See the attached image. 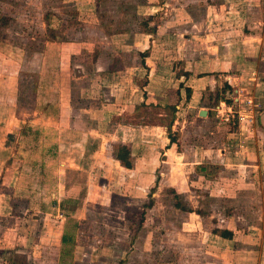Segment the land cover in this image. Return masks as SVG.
<instances>
[{
	"label": "rangeland",
	"instance_id": "obj_1",
	"mask_svg": "<svg viewBox=\"0 0 264 264\" xmlns=\"http://www.w3.org/2000/svg\"><path fill=\"white\" fill-rule=\"evenodd\" d=\"M263 12L264 0H0V264H264L263 171L242 158L262 136L258 89L243 77L187 104L156 99L144 58L157 47L174 76L197 55L246 54ZM122 122L155 141L132 151L150 160L126 180L100 155Z\"/></svg>",
	"mask_w": 264,
	"mask_h": 264
},
{
	"label": "crops",
	"instance_id": "obj_2",
	"mask_svg": "<svg viewBox=\"0 0 264 264\" xmlns=\"http://www.w3.org/2000/svg\"><path fill=\"white\" fill-rule=\"evenodd\" d=\"M264 16V12H263ZM250 35V34H249ZM246 40L244 42L243 51L247 52L246 54H239V56L231 57V48L228 46L226 49L221 50H215L211 52L210 56H205V58L201 55H197L196 58L191 61L190 67H187L184 69V72L178 73L176 75L174 73V76H171V72L168 71V59L167 57L163 56L161 53L157 51V47L148 48L147 56L144 58L148 59V68H149V74L152 77V81L154 82H161V86L163 85V88L159 87L158 90H153L152 92H147V96H152L153 98L163 97V98H171L174 99V95H177L176 98H179L181 101V98H185V103L187 104V98L189 96V93H193L197 95L198 93L201 94L204 89L207 91H213L216 87H219L222 82L225 80H228V84L230 86H233L237 83L238 80L245 77L249 84L254 86V89H258V95H255L257 100H260V103L262 104V107L259 109H256V124L259 128V131L262 136L257 138H251L249 137V145H246L245 147V155H242V158H244L245 165H252L254 168L259 169L261 172V176L264 177V55H259V51L264 50V40L263 38H260L259 40H255V38H248V35H246ZM226 46V45H225ZM151 47V46H149ZM145 50V49H144ZM144 50H140V54L144 52ZM139 53V52H137ZM202 54H204V51H201ZM147 63V60L145 61V64ZM172 68V67H171ZM219 73V74H218ZM218 74V75H217ZM187 75V76H184ZM171 77H175L172 78ZM187 77V78H186ZM226 77L228 79H226ZM182 78H186L185 83L183 87H180V82L182 81ZM167 80H177L179 82V85L173 90H165L166 82ZM156 84L153 86L155 87ZM190 90V91H189ZM171 91H174V94H172ZM166 94V96H165ZM192 95V94H191ZM144 102V103H142ZM142 104L147 105L148 101L144 100L142 101ZM169 103V100L165 101L164 104ZM141 104V105H142ZM179 107V106H178ZM53 109V108H52ZM53 113H55V110L53 109ZM65 109L61 108L57 111L58 116L60 115L61 111H64ZM125 109H121V113H125ZM202 110L201 107H198L196 109L195 116L198 118H201L199 115V112ZM45 111V110H43ZM46 112V111H45ZM258 114V116H257ZM112 115H109L111 117ZM106 117V116H105ZM107 117V118H109ZM206 119H210V113L207 112ZM204 122L205 119H203ZM142 124L134 125L130 123H121V126L118 124L117 127L114 130V134L116 135L117 145L112 146L113 150L111 152H105L101 153L102 160L108 162L109 160H112L114 162L119 161L115 158V152L117 147L122 144L126 145L128 148H130V161L132 163L131 168H126L122 166L120 163V170L118 173L120 174L121 171L123 172L122 175H119V177L124 178V172L133 170L135 175H139V167L138 164L141 161H149L150 158L145 155L142 156L141 154L138 156H135L133 154V150L135 147H151L155 146V141L150 138H146L147 136L139 135L140 129L143 127ZM154 132V131H152ZM154 136H151L153 138ZM87 145V144H86ZM85 150V148L83 149ZM82 150V154L83 153ZM138 150V149H137ZM98 151L94 150L93 153H97ZM148 155H150L148 153ZM236 159V158H235ZM149 170H155L148 167ZM249 178L251 182L254 184V173L257 172L254 169H249ZM114 173V172H113ZM137 173V174H136ZM125 180L127 178H124Z\"/></svg>",
	"mask_w": 264,
	"mask_h": 264
},
{
	"label": "trees",
	"instance_id": "obj_3",
	"mask_svg": "<svg viewBox=\"0 0 264 264\" xmlns=\"http://www.w3.org/2000/svg\"><path fill=\"white\" fill-rule=\"evenodd\" d=\"M145 55H146V52L141 54L142 57H144ZM228 86L229 85L227 84V87ZM217 100H218V95H217ZM170 140H171V142L174 141L172 138H170ZM115 158L119 161V163L122 166H124L126 168H131L130 151H129V148L126 145L120 144L117 147L116 152H115ZM175 196H176V198L179 197L177 194ZM175 206L177 208L182 209V210H186L182 205H180V203H176ZM219 235L222 236V237H224V238H229L230 239L232 237V232L230 230L225 229V230L220 231L219 232ZM61 241L63 243L66 242V237L64 235H63Z\"/></svg>",
	"mask_w": 264,
	"mask_h": 264
},
{
	"label": "water",
	"instance_id": "obj_4",
	"mask_svg": "<svg viewBox=\"0 0 264 264\" xmlns=\"http://www.w3.org/2000/svg\"><path fill=\"white\" fill-rule=\"evenodd\" d=\"M206 113H207V111H205V110H201V111L199 112V115H200V116H206Z\"/></svg>",
	"mask_w": 264,
	"mask_h": 264
},
{
	"label": "built area",
	"instance_id": "obj_5",
	"mask_svg": "<svg viewBox=\"0 0 264 264\" xmlns=\"http://www.w3.org/2000/svg\"><path fill=\"white\" fill-rule=\"evenodd\" d=\"M222 104H223V102H222Z\"/></svg>",
	"mask_w": 264,
	"mask_h": 264
}]
</instances>
